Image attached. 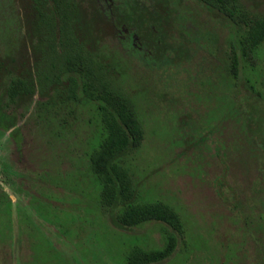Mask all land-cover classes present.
Masks as SVG:
<instances>
[{
    "label": "rangeland",
    "instance_id": "1",
    "mask_svg": "<svg viewBox=\"0 0 264 264\" xmlns=\"http://www.w3.org/2000/svg\"><path fill=\"white\" fill-rule=\"evenodd\" d=\"M83 2L109 15V0ZM238 2L264 16V0ZM167 3L166 43L182 51L174 58L167 50L156 61L102 22L94 37L143 124L127 161L139 196L181 218L176 248L158 264H264V43L243 59L234 52V76L232 20L200 0ZM28 13L25 2L0 0V104L18 128L0 129V264H125L136 247L160 249L161 224L121 230L100 204L94 105L54 99V88L27 105L4 96L6 70L23 58L31 69L41 50Z\"/></svg>",
    "mask_w": 264,
    "mask_h": 264
},
{
    "label": "trees",
    "instance_id": "2",
    "mask_svg": "<svg viewBox=\"0 0 264 264\" xmlns=\"http://www.w3.org/2000/svg\"><path fill=\"white\" fill-rule=\"evenodd\" d=\"M26 3L30 21L36 30L41 50L32 69L24 58L15 71L6 70L4 85L7 101L27 105L38 94L54 88V99L94 105L101 126L100 144L89 156L90 169L100 184V204L110 222L118 229L130 230L146 222L161 224L163 244L160 249H132L125 264H158L173 254L182 234L179 214L163 202H145L140 196L127 165L144 140L139 114L129 96L123 91L118 75L97 50V33L102 22L110 30L123 29L133 33L139 45L156 61L165 59L167 50L175 55L181 50L166 43V28L171 9L169 0H131L113 6L112 18L106 20L90 2L83 0H20ZM81 1V2H80ZM210 10L218 9L234 23L237 31L231 43V71L237 76L239 51L246 58L264 43V16L245 9L238 0H231L226 10L216 1L200 0ZM225 4V1H219ZM90 5V6H89ZM233 17L242 21L240 25ZM32 18L34 23H32ZM95 33V34H93ZM37 47V46H36ZM97 50V51H96ZM169 56V55H168ZM171 57V56H169ZM24 61V62H23ZM28 61V60H27ZM30 64V63H29ZM0 104V129L15 136L18 131L15 110L8 113Z\"/></svg>",
    "mask_w": 264,
    "mask_h": 264
},
{
    "label": "flooded vegetation",
    "instance_id": "3",
    "mask_svg": "<svg viewBox=\"0 0 264 264\" xmlns=\"http://www.w3.org/2000/svg\"><path fill=\"white\" fill-rule=\"evenodd\" d=\"M123 1H131V0H109V2H110V6H108V16H106L105 14H104V12L103 11H100V13L102 14V16L106 19V20H109L110 18H112V8H113V6H117V5H123ZM94 2L97 4V0H94ZM95 5V4H94ZM168 3H165V5H164V7H165V9H167L168 8ZM120 31H122L125 35H127L129 38H130V36L135 40L134 42L136 43V45H137V47H141L140 45H139V41H138V39H136V37L135 36H133L134 34L133 33H129L128 31H126V30H123V29H120ZM146 51V50H145Z\"/></svg>",
    "mask_w": 264,
    "mask_h": 264
}]
</instances>
